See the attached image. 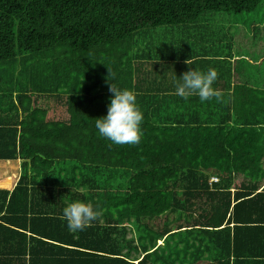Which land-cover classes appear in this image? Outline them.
<instances>
[{
    "label": "trees",
    "instance_id": "1",
    "mask_svg": "<svg viewBox=\"0 0 264 264\" xmlns=\"http://www.w3.org/2000/svg\"><path fill=\"white\" fill-rule=\"evenodd\" d=\"M262 5L0 0V264H264ZM209 68L219 98L175 95ZM112 83L139 144L95 127ZM75 201L100 214L72 232Z\"/></svg>",
    "mask_w": 264,
    "mask_h": 264
},
{
    "label": "clouds",
    "instance_id": "2",
    "mask_svg": "<svg viewBox=\"0 0 264 264\" xmlns=\"http://www.w3.org/2000/svg\"><path fill=\"white\" fill-rule=\"evenodd\" d=\"M217 76L214 68H209L206 72L188 70L176 82L175 95L185 100L195 95L202 103L212 97L219 98V93L212 87ZM109 91L112 96L107 114L95 119L99 135L117 145L139 144L142 137L143 112L137 104L136 93L128 89H119L113 83ZM99 214L91 204L81 201L72 202L63 208V218L72 232L85 230Z\"/></svg>",
    "mask_w": 264,
    "mask_h": 264
},
{
    "label": "rangeland",
    "instance_id": "3",
    "mask_svg": "<svg viewBox=\"0 0 264 264\" xmlns=\"http://www.w3.org/2000/svg\"><path fill=\"white\" fill-rule=\"evenodd\" d=\"M256 16H257V18L258 19H262V17H264V5H262V7L261 8H259L257 11H256ZM246 15H243L242 17L240 16L239 17V19H238V22L237 23H239V24H241L242 23V20H243V18L245 17ZM252 15H250V16H248V17H245V19H249V20H251L252 19ZM231 20H233L234 19V17H233V15L231 16V18H230ZM0 186H4V187H7L8 186V184L7 183H2ZM133 236V234L131 233V232H128L127 233V235H126V237L129 239V238H131ZM133 252V251H132ZM136 256V254L133 252L132 254H131V257L132 258H134ZM137 257V256H136Z\"/></svg>",
    "mask_w": 264,
    "mask_h": 264
},
{
    "label": "built area",
    "instance_id": "4",
    "mask_svg": "<svg viewBox=\"0 0 264 264\" xmlns=\"http://www.w3.org/2000/svg\"><path fill=\"white\" fill-rule=\"evenodd\" d=\"M211 182H217V178H212Z\"/></svg>",
    "mask_w": 264,
    "mask_h": 264
},
{
    "label": "crops",
    "instance_id": "5",
    "mask_svg": "<svg viewBox=\"0 0 264 264\" xmlns=\"http://www.w3.org/2000/svg\"><path fill=\"white\" fill-rule=\"evenodd\" d=\"M2 183H5V182H2ZM2 183H0V185L2 184ZM8 184V183H7ZM9 185V184H8ZM0 187H4V186H0ZM8 187V186H7ZM158 245H160V243H158Z\"/></svg>",
    "mask_w": 264,
    "mask_h": 264
}]
</instances>
